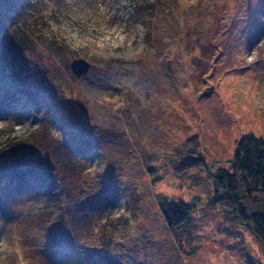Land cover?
I'll return each mask as SVG.
<instances>
[{"label":"rangeland","instance_id":"obj_1","mask_svg":"<svg viewBox=\"0 0 264 264\" xmlns=\"http://www.w3.org/2000/svg\"><path fill=\"white\" fill-rule=\"evenodd\" d=\"M248 134L264 0H0V264H264L213 185ZM159 197L191 206L181 237Z\"/></svg>","mask_w":264,"mask_h":264},{"label":"trees","instance_id":"obj_2","mask_svg":"<svg viewBox=\"0 0 264 264\" xmlns=\"http://www.w3.org/2000/svg\"><path fill=\"white\" fill-rule=\"evenodd\" d=\"M27 2V0H25ZM15 35L17 34L14 32ZM23 34H19L18 38ZM86 131L79 129L76 136H84L85 143H68L73 153H79L91 145ZM76 145L77 148L73 147ZM83 154H89L83 152ZM94 160V158H93ZM229 170L218 169L213 172V185L217 194L216 199L231 208L239 224L244 226L264 249V141L251 134L242 136L235 144L230 160ZM45 181L43 193L47 198V207L52 203L58 204L59 194L56 193L53 174L43 171ZM60 183V181L58 182ZM67 197L69 194L66 192ZM159 199V206L167 229L178 235V231L187 228L191 222V206L184 203L170 202L167 198ZM51 210V209H50ZM181 237V234L178 235Z\"/></svg>","mask_w":264,"mask_h":264},{"label":"water","instance_id":"obj_3","mask_svg":"<svg viewBox=\"0 0 264 264\" xmlns=\"http://www.w3.org/2000/svg\"><path fill=\"white\" fill-rule=\"evenodd\" d=\"M70 69L76 78H81L88 73L89 64L83 60H76L70 64ZM43 163L48 171H53L54 167L47 152L43 155Z\"/></svg>","mask_w":264,"mask_h":264},{"label":"clouds","instance_id":"obj_4","mask_svg":"<svg viewBox=\"0 0 264 264\" xmlns=\"http://www.w3.org/2000/svg\"><path fill=\"white\" fill-rule=\"evenodd\" d=\"M42 161H43V158H42ZM44 167H45V165H44ZM45 169H46V167H45ZM46 171H48V170L46 169ZM48 172H50V171H48ZM16 255L18 257V264H31L30 261L24 259V254L22 252H18V253H16Z\"/></svg>","mask_w":264,"mask_h":264}]
</instances>
